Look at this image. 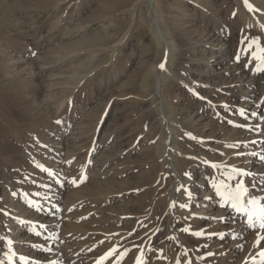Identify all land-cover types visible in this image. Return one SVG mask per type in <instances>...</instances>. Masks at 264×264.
Listing matches in <instances>:
<instances>
[{
	"label": "rangeland",
	"instance_id": "374dc122",
	"mask_svg": "<svg viewBox=\"0 0 264 264\" xmlns=\"http://www.w3.org/2000/svg\"><path fill=\"white\" fill-rule=\"evenodd\" d=\"M247 3L0 0V264H264L217 195L264 205L241 154L264 153V0Z\"/></svg>",
	"mask_w": 264,
	"mask_h": 264
},
{
	"label": "bare ground",
	"instance_id": "6f19581e",
	"mask_svg": "<svg viewBox=\"0 0 264 264\" xmlns=\"http://www.w3.org/2000/svg\"><path fill=\"white\" fill-rule=\"evenodd\" d=\"M259 10V9H258ZM263 10V9H262ZM261 11V10H260ZM155 14V13H154ZM156 21V20H155ZM156 23V34H157V36L160 38V40L162 41V44H163V47H164V43L166 44V45H168V43L169 42H166L165 41V39H164V30H162L160 27H159V25H158V23H157V21L155 22ZM159 40V41H160ZM217 48V47H216ZM224 49V48H223ZM213 56V55H212ZM210 59H211V57H210ZM214 64L217 66V65H220L221 64V60L218 58V57H215L214 58ZM226 69H228L227 67H224L222 70H221V72L222 71H224L225 72V70ZM219 70V69H218ZM217 69H214L213 67H211V75H213V74H220V70L218 71ZM244 78H246V77H244ZM240 79H241V77H240ZM239 79V80H240ZM209 82H211V83H213V85L215 86L216 85V83H218L217 82V80L215 79V80H212V81H209ZM212 85V86H213ZM211 86V85H210ZM219 88V87H218ZM217 90V89H216ZM247 91V90H246ZM216 100V99H215ZM218 101V100H217ZM260 115V114H259ZM260 117H263V115L261 114V116ZM246 126V125H245ZM258 126V125H257ZM246 128H248V127H246ZM255 129V128H254ZM258 129H260L259 127H258ZM257 129V130H258ZM261 131V130H260ZM244 133H245V131H244ZM263 133V132H262ZM241 134V133H240ZM246 135V134H245ZM244 135V136H245ZM257 135V134H256ZM259 135V134H258ZM253 136V135H252ZM249 137V136H248ZM259 137V136H258ZM262 137V136H261ZM252 138V137H251ZM255 138V137H254ZM250 139V138H249ZM257 139V138H256ZM262 139H263V137H262ZM240 140V139H239ZM245 140V139H244ZM248 140V139H247ZM255 141V140H254ZM244 142V141H243ZM260 142V141H259ZM249 143V142H248ZM251 143H252V141H251ZM257 144H259V143H257ZM262 145V144H261ZM243 146V145H242ZM242 149H244L243 151H242V153L241 154H243V155H245L246 156V158L247 157H249L250 159H251V162H252V164H253V170H254V172H255V175H264V153H261V148H255L254 149V147L253 148H251V147H244V148H242ZM240 150V149H239ZM239 152V151H238ZM263 152V151H262ZM243 159V158H242ZM240 161H241V159H240ZM244 161V160H243ZM247 161H249V160H247ZM242 162V161H241ZM246 162V161H245ZM247 163V162H246ZM250 163V162H249ZM250 167V166H249ZM252 169V168H251ZM236 170V169H235ZM252 171V170H251ZM253 172V173H254ZM250 173H252V172H250ZM249 172H247V174H250ZM245 175V174H244ZM249 176H251V175H249ZM253 178V177H252ZM251 178V179H252ZM255 179V178H254ZM260 179H261V177H260ZM253 183V182H252ZM262 190V189H261ZM264 190V189H263ZM257 192V191H256ZM264 192V191H263ZM252 194V193H251ZM258 194V193H257ZM260 194V193H259ZM206 195H208L207 193H206ZM255 195V194H254ZM247 196H250V194L248 193V195ZM247 196H245V197H247ZM255 196H257V195H255ZM260 196H264V195H260ZM252 197V196H251ZM259 197V196H258ZM247 198H249V197H247ZM253 198V197H252ZM247 200V199H246ZM264 200V199H263ZM246 202V201H245ZM227 208V207H226ZM208 212V211H207ZM228 212H229V214H228V216H227V218H228V223L230 224V226H232V229L230 230V227H229V230L227 231V233H228V240H229V243H231L232 241H235L234 240V237L236 236V235H239V237L241 238V235H246L247 234V231H250V230H255V228H256V232H257V235H259V233L260 234H262V235H264V228H262V227H259L258 225H249V223H248V221H247V216H246V214H244V213H238V212H236L235 211V209L233 208V207H231L230 206V208H229V210H228ZM46 217V216H45ZM49 218V217H48ZM47 218V219H48ZM51 219V218H50ZM224 219V218H223ZM53 220V219H52ZM47 221V220H46ZM45 221V222H46ZM50 222V221H49ZM224 225V224H223ZM226 226V225H225ZM225 228V227H224ZM223 230V229H222ZM221 230V231H222ZM225 231V230H224ZM239 239V238H238ZM238 241V240H237ZM19 242V241H18ZM22 242V241H21ZM242 243V242H241ZM254 243V242H253ZM233 244V243H232ZM231 244H229V246H230ZM237 246V245H236ZM256 247V246H255ZM59 250V249H58ZM63 249H61V251H62ZM261 251H264V243L262 244V245H260L259 247H257L256 249H255V251H254V254H252V255H256L257 256V258H261L260 256H259V253L261 252ZM39 256V255H38ZM247 256V255H246ZM251 257H253V256H250L249 257V259H250V261H251V259H254L255 260V258L256 257H254V258H251ZM33 258V257H32ZM36 259V258H35ZM248 259V258H247ZM246 260V259H245ZM12 261V259L9 261V264H10V262ZM38 261H40L38 264H41L42 263V260H40V259H36V262H38ZM246 261H248V260H246ZM257 261V260H256ZM19 262V261H18ZM13 264H19V263H17V259H16V261H14L13 262ZM42 264H45L44 262L42 263Z\"/></svg>",
	"mask_w": 264,
	"mask_h": 264
},
{
	"label": "snow or ice",
	"instance_id": "6c2138e0",
	"mask_svg": "<svg viewBox=\"0 0 264 264\" xmlns=\"http://www.w3.org/2000/svg\"><path fill=\"white\" fill-rule=\"evenodd\" d=\"M245 5L247 6V0H244ZM255 43V41H253ZM261 53H264V49H260ZM254 56H257L256 53H253ZM261 61V65L264 66V56H258L257 57ZM159 67L162 69L164 68V64L161 63ZM260 68H257V71H259ZM243 110H241V115H243ZM255 115V113H253ZM59 123V121H57ZM229 179H232L230 176ZM74 184L76 181H72ZM222 188L226 190H221ZM245 189L243 187V184L238 183L235 186V189L228 188L225 185L217 186V195L223 197L226 201H231V207L235 209L238 213H244L247 216V221L249 225H258L259 227L264 228V205L260 204V202L256 198H252L247 200V204L245 205L242 202V197H244ZM181 207H185V205H181ZM187 231V229H185ZM196 235H201V233H196ZM2 239V238H0ZM261 240H264V237L257 236L255 243H260ZM11 242L9 241V244ZM115 251V248L110 249L107 253L104 254V256L100 257V260L97 261V264H100L101 261L104 259H107L108 256H110ZM123 253H121V256ZM259 256L264 259V251H261L259 253ZM21 259H24L21 257ZM137 264H140V258H137Z\"/></svg>",
	"mask_w": 264,
	"mask_h": 264
}]
</instances>
